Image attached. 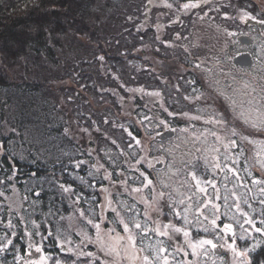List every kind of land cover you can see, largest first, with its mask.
<instances>
[{"label":"snow or ice","instance_id":"6c2138e0","mask_svg":"<svg viewBox=\"0 0 264 264\" xmlns=\"http://www.w3.org/2000/svg\"><path fill=\"white\" fill-rule=\"evenodd\" d=\"M210 2L211 0L196 2L188 0L181 7L186 11L200 8L202 4ZM148 4L151 5L152 0H148ZM166 6L169 9L173 7L171 3ZM241 11L243 14L240 19L245 21L249 17L257 19L252 13ZM225 16L227 17V13ZM128 19L131 20L132 17ZM258 23L264 25V19L258 20ZM225 31L230 37L249 35L227 29ZM236 42L232 41L233 44ZM224 55L225 58L228 57L226 52ZM99 59L103 61L104 57L100 56ZM127 90L140 93L145 91L142 87ZM147 95L161 97L158 91L149 92ZM200 98L195 97L196 100ZM229 99L236 118L255 132L264 134V98L259 106H256L254 97L249 99L248 109L244 110L243 105H240V111H237L236 101L230 97ZM207 107L211 108L210 105ZM204 110L197 109L198 112ZM163 111L170 117L179 116L189 122V127L179 129L180 132L188 133L194 128L193 121H203L205 125L212 126L191 133L192 143L195 145L199 142L201 146L196 148L199 155L184 165V175L179 187L167 193L157 192L152 179L137 167L144 162L147 168L152 169L154 167L152 162L146 161L141 155L134 164L131 163L132 156L120 149L115 140L111 143L116 145L120 154L126 158L124 163L138 175L130 177L126 175L125 170L116 165L108 152H105V156L116 168L118 181L113 180V173L99 162L98 156L95 163L89 164L87 160L75 159L80 153H66L69 162L63 166L64 171L68 172L69 166L74 169L86 166L87 177L93 183L72 172H68V175L74 180H79L82 186L94 189L92 195L85 197L83 193H77L71 184L58 183V188L62 193L68 194L67 198L71 200L73 206L72 214L68 217L62 215L60 220H71L73 216H78L86 226L76 232L80 240L79 243H75L69 232L60 227L59 221H56L55 232L48 226L47 236L40 233L39 224L31 219L37 201L29 199L28 193L33 189L28 186V182H23L25 184L23 197L19 202L15 199L19 196V189L15 186L18 170L15 164H12L11 175H8L6 180L0 179V224L5 229L0 234V253H8L11 249L13 254L11 264H17L18 261H23V264H49L50 261H54V264H65L58 256L54 257L50 252L44 251V242L52 237L61 252L73 253L76 256L70 264H78L81 257L88 258L87 264H264V257L252 255L264 246V139L243 135L234 123L220 112L204 117L191 115L186 111H169L168 108H163ZM150 119L148 116L143 117L145 121ZM104 123L108 121L105 119ZM160 126L170 128L166 120L157 118L156 127ZM80 131L91 135L87 128H81ZM96 131L100 129L96 128ZM67 132L68 129H65V133ZM128 135L131 137V141L128 142L129 148H133L132 141L136 146L141 145V141L131 132H128ZM245 143L252 148L251 156L246 154ZM94 152V149L88 150L89 155ZM4 155L11 161L16 153L5 149L4 142L0 141V156ZM19 159L24 157L20 156ZM2 167L0 164V168ZM257 167L261 170L258 175L255 174ZM101 169H104L101 187L96 190L95 179ZM178 172H181V169H177L176 173ZM35 175L34 172L31 174L33 178ZM104 180H107L110 186H103ZM129 180L132 181L131 185ZM146 189L149 194H145ZM96 191L106 194L103 198L104 203L97 201ZM9 192L11 195L6 194ZM114 194L118 197L127 195L132 202L129 203V200L125 199L113 200ZM35 195L39 197L40 192L36 191ZM81 200L88 204L87 210L79 207ZM25 203L28 204L27 208L24 207ZM108 212L112 213L111 219L108 218ZM24 213H27V221ZM42 215L43 222L47 223L48 217L54 213L50 207L49 212ZM14 219L20 221V227L29 240L33 232L27 231L28 224L35 229V235L40 237L39 243L27 244L26 255H21L19 246L14 243V238L24 239L18 236ZM105 224L108 226L104 227ZM88 227L92 229V234L87 230ZM254 234H259V237ZM89 244L95 245L97 252L84 251ZM32 249L35 253H40L38 258H31ZM0 264L7 262L0 259Z\"/></svg>","mask_w":264,"mask_h":264},{"label":"trees","instance_id":"16d2710c","mask_svg":"<svg viewBox=\"0 0 264 264\" xmlns=\"http://www.w3.org/2000/svg\"><path fill=\"white\" fill-rule=\"evenodd\" d=\"M149 8L148 0H0V141L4 142L5 149L16 153L11 161L7 155L0 156L3 165L0 179L6 180L15 164L18 170L15 186L21 198L25 194L24 181L33 189L28 193L29 199L37 204L31 219L39 224V231L44 236H47L48 226L55 232L56 221L62 228L65 222L60 216L66 217L72 210L68 194L60 191L58 183L71 184L77 193L82 190L80 181L74 180L68 172L81 176L87 167L82 165L80 169H74L69 166L65 172L63 166L69 162L66 153H80L75 159L87 160L89 164L95 161L96 156L88 153L90 143L87 138L90 135L80 129L87 128L92 138L99 141L108 140L113 132L109 121L114 118L108 117V123H104V115L94 110L87 96L101 89L107 97L115 98L109 87L127 93L111 75L109 67L117 63L126 67L121 78L127 87L142 86L145 75L139 71L141 57L135 52L148 44L149 33L153 34L154 49L168 50L154 35V23L147 31L140 28ZM120 42L126 46L122 43L119 46ZM100 56L104 57L103 61ZM132 62L135 65L131 66ZM91 66L98 68L95 74L88 72ZM102 67L111 70L107 71V76L101 71ZM61 74L72 77L75 87L82 92L73 87L57 88L56 80ZM192 80L191 76L185 78L184 92L193 89ZM111 81L117 84L112 86ZM154 82L157 86L158 81ZM61 101L68 108L62 111L63 116L59 115L58 108ZM65 129H68L67 133ZM20 156L24 159H19ZM33 172L35 178L31 176ZM97 183L101 185V182ZM36 191L40 192L39 197L35 195ZM6 194L11 195L10 192ZM96 197L99 202L97 191ZM50 207L54 215L44 223L42 214H47ZM24 215L27 221V213ZM13 223L17 225L18 236L24 237L14 238V243L19 246L20 254L26 255L27 244L39 243L40 237L28 224L27 231L33 232L29 240L20 221L14 219ZM4 231L0 224V234ZM31 251V258L40 254L34 249ZM44 251L58 256L65 264L76 259L73 253L61 252L52 237L44 242ZM252 255L264 257V247ZM0 259L11 264L12 250L0 253ZM87 260L81 257L78 264H87ZM17 264H23V261Z\"/></svg>","mask_w":264,"mask_h":264},{"label":"rangeland","instance_id":"374dc122","mask_svg":"<svg viewBox=\"0 0 264 264\" xmlns=\"http://www.w3.org/2000/svg\"><path fill=\"white\" fill-rule=\"evenodd\" d=\"M251 2L264 7V0H251ZM168 3L173 5L171 9L166 6ZM184 3L187 2L184 0H152V4L149 5L150 8L146 16H144L140 28L147 31L154 23L156 27L154 35L160 42H164L162 45L168 47L170 53H168L167 49L160 51L154 49L153 34L149 33L148 44L140 50L134 51L141 57L139 71L145 75L142 86L127 87L121 78V75H124L123 72L126 67L117 63L114 66L110 65L109 68L112 71L106 67H102L101 71L104 75H106L107 71H111L112 77L118 79V83L122 85L124 91L126 90L127 95L123 91L119 92L109 87L108 90L115 98L107 97L101 89H99V92L93 91L92 94L87 96L88 102L98 114L104 115L106 120L108 117L114 118L112 122L109 121V124H112L110 131H113L109 135L110 139L102 141L94 140L92 135L87 138L90 143L89 149L95 150L91 155L98 156L99 162L104 164L105 168L113 173L112 178L117 181L119 177L116 168L108 161L105 152L111 155L116 165L125 170L126 175L129 177L138 175V173L134 169H128V165L124 163L126 158L120 154L119 149L111 141L115 140L120 149H123L129 156H132L131 163L133 164L137 158L143 155L145 160H150L154 167L149 169L144 162L137 167L141 171L146 172L149 179H152L157 192L164 191L167 193L172 191L173 188L179 187L184 175V165L193 161L199 155L196 152V148H199L201 144L199 142L195 143V145L192 143L191 133L193 131H202L204 127H212L211 125H205L203 121H193L194 128L190 129L188 133L180 132L179 129L189 127V122L179 116H168L163 111V108H168L169 111L174 112L186 111L191 115H202L204 117H208L214 114V112H220L224 114L226 119L232 121L234 126L243 135H250L256 139H264V134L255 132V130L244 125L242 120L236 118L233 112V105L229 99L230 97L236 101L237 111L241 110L240 105H243V109L247 110L249 107L247 101L253 97L255 98L256 106L261 104L262 98H264V47H262L264 46V33L259 34L258 27H248L246 21L251 18L249 17L246 21L240 19V16L243 14L241 10H236L235 13H231V11L224 12L223 7H225L226 2L223 0H211L206 5L202 4L200 8L186 11L181 7ZM209 9H212V11H209ZM215 9H219V11ZM260 12L259 17L264 19V13H262V10ZM225 13H227V17ZM180 14H185L186 16L183 17ZM225 29L236 33L246 32L252 36V45L249 48L242 47V49L249 50L255 58L254 64L251 67L244 69L235 68L232 58H230L229 47L233 45L234 51H239L241 48L237 42L235 44L232 43V41H236L237 39L236 37L228 36ZM177 34H179V38H177ZM170 37H173L172 40L178 44L171 46ZM165 38H167L166 41L163 40ZM121 43L118 45L121 46ZM122 44L126 46L125 43ZM225 45H227V48H225ZM225 52L228 54L227 58H223ZM183 54L186 56V59ZM133 65H135L134 62L131 63V66ZM196 65L200 66L196 67ZM113 68L117 70L115 71ZM97 71L98 68L96 66H91L88 69L90 74H95ZM147 74H150L151 77H148ZM189 76L192 78L195 76L198 85L194 84L193 89L190 90L188 88L184 92L182 84L185 78ZM153 80L158 81L157 86ZM109 84L113 86L117 83L116 81H111ZM56 86L57 88L73 87L75 91L82 92L79 88L75 87L72 77L62 74L56 80ZM141 87L145 90L143 93L129 92L127 90L129 88L135 89ZM253 89H255L254 92L252 91ZM154 91L160 92L161 97L156 98L147 95V93ZM175 92L179 93L176 94ZM197 96L201 98L196 100L195 97ZM121 98H123L122 103ZM209 105L211 108L207 107ZM58 108L60 116H63V110L67 111L68 109L63 101L60 102ZM181 108L183 109L180 110ZM197 109L205 110L198 112ZM145 116L151 119L145 121L143 120ZM157 118L166 120L170 128L163 126L156 127ZM121 125L123 127H120ZM170 129H176V131H171ZM128 132H131L133 136L141 141L140 146H136L134 141H132L133 148L128 147V142L131 141ZM244 147L246 154L251 156L252 148L246 143ZM96 157L94 163L96 162ZM177 169H181V172L176 173ZM260 171V168L257 167L255 174H260ZM103 172L104 169H101L100 173L96 175V190L101 187V185H97V182H101ZM84 174L86 175V178H84L89 183H93L87 177V169ZM84 174H80L81 177ZM129 184H132L131 180H129ZM165 185H168V187H165ZM103 186H110L109 182L104 180ZM93 192L94 189L82 186V190L79 193H83L85 197H88ZM98 193L100 194L99 203H104L103 198L106 194ZM145 194H149L147 189L145 190ZM15 199L19 202L21 199L20 192L19 196ZM112 199L129 200L127 195L118 197L115 194ZM131 202L129 200V203ZM69 205L72 210L66 217L71 215L73 211L71 200ZM79 207L87 210L88 204L81 200ZM107 215L109 219L112 218L111 212H108ZM64 222L62 228L69 232L75 243H79L80 238L76 235V232L86 227L84 221L78 216H73L71 220H64ZM107 226V224L104 225V227ZM87 230L92 234L90 227ZM117 230L119 231L120 229L118 228ZM254 235L259 237V234ZM61 238L63 239V236ZM83 250L97 252L96 246L91 244ZM39 255L37 254L33 259L38 258ZM189 259H191V255Z\"/></svg>","mask_w":264,"mask_h":264},{"label":"flooded vegetation","instance_id":"af4514ba","mask_svg":"<svg viewBox=\"0 0 264 264\" xmlns=\"http://www.w3.org/2000/svg\"><path fill=\"white\" fill-rule=\"evenodd\" d=\"M223 1L226 2L225 7H223L224 12H230V11H231V13H235L236 10H245V11H247V12L252 13V15H255V16L257 17V19H256V20H253V19H250V20H249V19H248V20L246 21L247 26H248V27H255V28L258 27V28H259V30H258V31H259V34L264 33V28H262L263 25H261V24L258 23V20L262 19V18L259 17V13H261V12H260L261 10H262V13H264V7H262L260 4H257V3H255V2H251V0H249V1H247V0H223ZM231 6H232V7H231ZM180 15H181V14H180ZM231 28H233V27H231ZM242 33H246V32H242ZM242 36H248V37H250V38H251V42H250L249 44H245V43H243V42L240 40V38H241ZM171 38H173V37H171ZM236 39H237L236 41H237V43L239 44L241 50H239V51H234V46H233V45H231V46L229 47V50H230V58H232L233 65L235 66V68H241V69L249 68V67H251V66L254 64L255 58H254V56L250 53L249 50H247V49H242V47L249 48V47L252 45V43H253V38H252V36H250V35H241V36H239V37H236ZM169 41H170V43H172L171 46H173V44H174V45H175V44H178V43H176L175 41H173L172 39L169 40ZM160 43L163 44L164 42H160ZM245 53H249V54L251 55V57H252V59H253V64H252L251 66H240V65L235 64V58H236L237 56H239V55H241V54H245ZM183 56H184V58L186 57L184 54H183ZM224 57H225V56H223V58H224ZM192 79H193V80L191 81L190 85H191L192 87H193L194 84L198 85V84H197V80L195 79V76H193ZM256 84H257V83H256Z\"/></svg>","mask_w":264,"mask_h":264},{"label":"water","instance_id":"95a60500","mask_svg":"<svg viewBox=\"0 0 264 264\" xmlns=\"http://www.w3.org/2000/svg\"><path fill=\"white\" fill-rule=\"evenodd\" d=\"M262 28H264V25ZM240 40L245 44L251 42V38L248 36H242ZM235 64L240 66H251L253 64V59L249 53L241 54L235 58Z\"/></svg>","mask_w":264,"mask_h":264}]
</instances>
